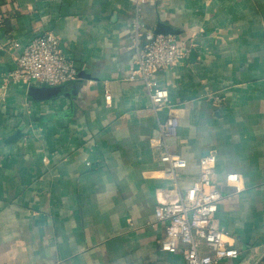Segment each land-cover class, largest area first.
<instances>
[{"label":"crops","instance_id":"obj_1","mask_svg":"<svg viewBox=\"0 0 264 264\" xmlns=\"http://www.w3.org/2000/svg\"><path fill=\"white\" fill-rule=\"evenodd\" d=\"M0 18V264H185V244L161 250L156 209L192 186L210 154L217 220L240 252L219 264H264V0H145L139 34L131 0H0ZM159 22L196 56L157 74L170 102L155 112L128 76ZM46 34L79 79L2 91L22 53L10 41ZM172 113L178 136L152 148ZM165 151L188 162L177 181L164 178Z\"/></svg>","mask_w":264,"mask_h":264},{"label":"built area","instance_id":"obj_2","mask_svg":"<svg viewBox=\"0 0 264 264\" xmlns=\"http://www.w3.org/2000/svg\"><path fill=\"white\" fill-rule=\"evenodd\" d=\"M145 0H131L137 10L135 29L139 34L140 11ZM3 20L0 18V28ZM9 43V42H8ZM11 48L21 49L16 69L5 76L1 83L2 91L11 83L41 84L62 86L79 79V69L62 48L61 41L53 34H46L25 46L10 41ZM6 44L1 49H6ZM192 54V47L177 36H155L143 48L137 49L133 69L128 81L141 85L147 92L152 109L155 112L167 107L170 93L156 81L158 73L170 70L177 64L187 61ZM207 97L217 107L225 101L218 93L209 92ZM5 94H0L4 101ZM106 102L111 105L112 96L106 91ZM181 126L180 117L172 113L160 125V135L150 141L152 148H166V142L178 136ZM161 161L166 165L164 178L177 181L179 172L188 167V162L178 154L165 151ZM200 174L192 186L186 190L179 189L170 200L162 202L156 209V219L165 225L166 239L161 250L171 254L181 252L185 244V264H219L225 260H238L240 252L230 246L227 239L229 232L220 226L217 220L219 204L222 199L215 182L217 174V156L207 155L200 160ZM227 183L237 187L242 182L240 175L227 176ZM206 247L209 253L202 251Z\"/></svg>","mask_w":264,"mask_h":264},{"label":"water","instance_id":"obj_3","mask_svg":"<svg viewBox=\"0 0 264 264\" xmlns=\"http://www.w3.org/2000/svg\"><path fill=\"white\" fill-rule=\"evenodd\" d=\"M168 36V35H174L178 36L180 35V32L172 28L171 26L165 25L161 22L158 23L157 28L155 30V36ZM192 57H195L196 54L195 52H192L191 54Z\"/></svg>","mask_w":264,"mask_h":264}]
</instances>
